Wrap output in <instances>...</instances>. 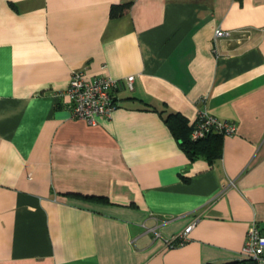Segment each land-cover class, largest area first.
Instances as JSON below:
<instances>
[{
  "label": "crops",
  "instance_id": "1",
  "mask_svg": "<svg viewBox=\"0 0 264 264\" xmlns=\"http://www.w3.org/2000/svg\"><path fill=\"white\" fill-rule=\"evenodd\" d=\"M74 69L120 80L110 115H73ZM166 109L236 131L192 160ZM254 222L264 234V0H0V264L249 262Z\"/></svg>",
  "mask_w": 264,
  "mask_h": 264
},
{
  "label": "built area",
  "instance_id": "2",
  "mask_svg": "<svg viewBox=\"0 0 264 264\" xmlns=\"http://www.w3.org/2000/svg\"><path fill=\"white\" fill-rule=\"evenodd\" d=\"M232 30L217 28L215 38L229 37ZM134 75L125 78L127 86L133 88ZM120 80L111 75L96 76L93 80H88L84 76L83 69L72 71L66 93L71 100L72 112L75 117L93 122L96 115H110L117 106L112 90L115 89ZM224 132L232 134L236 131L235 123L222 120L216 115L207 111H202L191 129L193 138L203 137L209 132ZM194 222L189 224L179 235V242L183 243L187 239V234L193 227ZM243 254L254 264H264V234L255 222L248 228L246 240L243 246Z\"/></svg>",
  "mask_w": 264,
  "mask_h": 264
},
{
  "label": "trees",
  "instance_id": "3",
  "mask_svg": "<svg viewBox=\"0 0 264 264\" xmlns=\"http://www.w3.org/2000/svg\"><path fill=\"white\" fill-rule=\"evenodd\" d=\"M128 6L125 4H114L111 7V15L116 16L123 12L124 8ZM164 120L170 127L173 135L177 138L180 146L187 154V156L194 160L199 157H204L210 162L219 159L223 152L224 132L212 131L203 137L193 138L191 136V129L193 124L188 122L186 116L179 111L161 110ZM245 259H238L236 261H229L221 264H248ZM216 264V263H208Z\"/></svg>",
  "mask_w": 264,
  "mask_h": 264
},
{
  "label": "water",
  "instance_id": "4",
  "mask_svg": "<svg viewBox=\"0 0 264 264\" xmlns=\"http://www.w3.org/2000/svg\"><path fill=\"white\" fill-rule=\"evenodd\" d=\"M250 264H254V262H249Z\"/></svg>",
  "mask_w": 264,
  "mask_h": 264
},
{
  "label": "rangeland",
  "instance_id": "5",
  "mask_svg": "<svg viewBox=\"0 0 264 264\" xmlns=\"http://www.w3.org/2000/svg\"><path fill=\"white\" fill-rule=\"evenodd\" d=\"M229 37H231V36H229ZM216 39V38H215ZM115 99V98H114Z\"/></svg>",
  "mask_w": 264,
  "mask_h": 264
}]
</instances>
